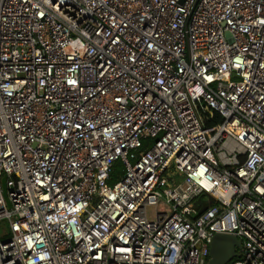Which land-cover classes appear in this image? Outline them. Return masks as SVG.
<instances>
[{"label":"built area","instance_id":"obj_1","mask_svg":"<svg viewBox=\"0 0 264 264\" xmlns=\"http://www.w3.org/2000/svg\"><path fill=\"white\" fill-rule=\"evenodd\" d=\"M0 222V264H264V0H0Z\"/></svg>","mask_w":264,"mask_h":264},{"label":"water","instance_id":"obj_2","mask_svg":"<svg viewBox=\"0 0 264 264\" xmlns=\"http://www.w3.org/2000/svg\"><path fill=\"white\" fill-rule=\"evenodd\" d=\"M6 179H3L4 195L6 196ZM9 208H11L8 202ZM241 248L239 239L229 235L217 234L210 245L209 264H231L238 256L237 250Z\"/></svg>","mask_w":264,"mask_h":264},{"label":"rangeland","instance_id":"obj_3","mask_svg":"<svg viewBox=\"0 0 264 264\" xmlns=\"http://www.w3.org/2000/svg\"><path fill=\"white\" fill-rule=\"evenodd\" d=\"M212 201L213 199H209ZM149 218L154 220L157 213H169L170 209L164 203L160 204L158 207H151L147 209ZM9 236L8 225L6 222H0V240L5 239Z\"/></svg>","mask_w":264,"mask_h":264},{"label":"trees","instance_id":"obj_4","mask_svg":"<svg viewBox=\"0 0 264 264\" xmlns=\"http://www.w3.org/2000/svg\"><path fill=\"white\" fill-rule=\"evenodd\" d=\"M124 174L123 167L121 164L117 163L114 167V170L111 174V178L109 184L112 186L114 185L120 177ZM214 201L211 202V206L213 205Z\"/></svg>","mask_w":264,"mask_h":264}]
</instances>
